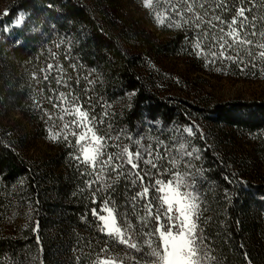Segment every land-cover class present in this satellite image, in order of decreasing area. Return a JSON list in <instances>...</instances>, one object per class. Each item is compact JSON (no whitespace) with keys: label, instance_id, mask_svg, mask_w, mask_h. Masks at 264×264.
I'll return each instance as SVG.
<instances>
[{"label":"trees","instance_id":"16d2710c","mask_svg":"<svg viewBox=\"0 0 264 264\" xmlns=\"http://www.w3.org/2000/svg\"><path fill=\"white\" fill-rule=\"evenodd\" d=\"M153 1V25L147 28L148 19L142 15L136 27L123 24L112 30L85 0H16L9 14L0 18V264H96L106 246L124 264L153 259L144 233L154 232L156 222L150 219L147 227L140 224L147 213L146 201L137 195L144 186L135 175L137 170L125 164L118 176L109 168L98 180L99 168L93 170L74 159L79 154L75 137L68 141L59 137L54 153L38 158L24 151L18 133L1 124L2 114L15 109L40 134H47L48 127L62 122L55 113L61 116L60 108L49 100L59 90L66 96L74 94L95 115L99 133L111 138L103 158L132 146L130 137L150 147L153 157L162 142L161 158L154 162L161 172H172L158 174L144 162L147 156L139 162L140 174L151 173L153 183L174 176L172 159L177 152L172 149L178 151L181 144L187 151L195 149L191 157L177 156L176 167L195 181L200 204L197 232L204 239L201 254L213 258L205 264H264V174L254 175L253 161L232 144L235 132L264 141V98L204 101L171 95L159 91L154 71L148 70V63L161 55H180L199 71L264 77V61L257 59L255 66L249 62V46L236 45L228 52L235 56L238 50L241 65L239 60L221 58L219 43L213 40L222 35L221 29L227 32L236 18L238 30L241 21L246 24L241 38L264 43V0H189L204 18L200 28L168 26L179 17L167 10L177 4L185 9L183 0ZM241 7L245 16L237 17ZM157 13L168 17L159 26ZM21 14L23 22L13 27ZM185 18L192 19L193 13L185 12ZM198 40L204 53L200 56L196 51L201 49L194 50ZM260 50L251 48L253 53ZM213 51L216 60L209 63ZM188 127L193 129L191 136L183 131ZM131 150L135 153L136 148ZM126 159L127 154L122 157ZM148 183L145 176L144 184ZM158 195L150 188L153 212L158 206L153 197ZM105 201L114 208L118 223L128 219L136 226L140 252L99 231L101 222L92 210L102 215ZM153 240L158 245V237Z\"/></svg>","mask_w":264,"mask_h":264},{"label":"snow or ice","instance_id":"6c2138e0","mask_svg":"<svg viewBox=\"0 0 264 264\" xmlns=\"http://www.w3.org/2000/svg\"><path fill=\"white\" fill-rule=\"evenodd\" d=\"M187 7L183 10L179 9V5H170L167 11L175 13L179 19L173 20L169 23V27L175 26L180 28L183 24H191L196 28L205 22L204 18L194 11V4L189 3V0H183ZM143 7L145 9H152L154 7L153 0H142ZM203 8V4L200 5ZM185 12L193 13L192 19L185 18ZM9 14L6 9L4 15ZM207 15V13H205ZM245 9H241L237 12V17H244ZM155 19L158 26L164 24L167 16L163 18L159 13L156 14ZM213 19L220 20L219 16H214ZM247 18L245 17V20ZM24 20L23 14L14 21L13 27L19 26ZM222 22V21H221ZM211 24V20L208 21ZM237 19L233 18L230 24H228V31L224 32L221 29L222 35L217 40L213 37L215 43H219V56L224 59H230L234 62L239 60L241 65L244 64L243 59L240 57V52L237 50L235 56L228 55V52L233 50L236 45H247L249 51L247 55L251 57L249 61L252 66H255L257 59L264 61V43L256 45L253 41L247 37L241 38V32L245 30L246 24L241 21L239 30L234 27ZM252 35L256 36L255 24L252 25ZM8 31V28L4 29ZM208 33H205L207 37ZM264 36V34H261ZM231 41V43H229ZM252 47H259L261 50L258 53L251 51ZM196 49H201V41H197L195 44ZM203 50L196 51V55H203ZM212 60L209 63H215L217 53L212 52ZM51 70L53 65L48 66ZM244 70L242 66L241 71ZM47 79V77H45ZM61 80H57V84H61ZM71 96L70 100L68 97ZM58 104H53V107H60L62 115L60 119L63 121L62 132H57L50 136L51 139L55 140L63 135L65 141L69 140V136L75 137V147L78 151V155H74V159L78 162L91 167L93 170L99 168L97 173V179L104 178L109 168L113 172H116L119 176L123 174L125 164L130 165L132 169L137 170L135 175L143 186L142 191L137 195L146 201L144 207L147 215L142 217L140 224L147 227L150 219H154L156 227L153 231L144 233L145 244L151 250L149 255L151 259L148 264H205V261H211L213 258L209 257L207 253L201 254V245L204 243V239L197 232L198 213L200 210L198 194L195 193V181L191 179L189 174H181L177 165V156H189L191 157L196 151H187L184 144L179 146V150L172 149L173 152H177V156L172 159L173 168L176 169L174 172V179L165 180L157 178L154 183L152 182L151 173L145 172L143 175L139 171V162L147 156L148 159L144 162L150 164L152 169H155L158 174L163 175L164 172H172L173 169H166L164 172L160 171L157 162L160 160V148L163 147L162 142L157 145V151L155 157L150 147H145L139 140L129 138L133 140L132 146H125L122 151L110 153L107 155V159H104L105 150L108 147L110 137H104L97 134L96 131V118L93 116L89 119V113L82 109V106L78 104V98L71 92L66 96L63 92L56 98ZM52 100V97H49ZM66 116H75L76 118L67 121L64 119ZM49 119H52L50 116ZM81 129V131H76ZM189 136L193 134L192 127L185 128L183 130ZM119 139V137H117ZM114 147L116 145H113ZM132 147L136 148L135 153L131 150ZM168 152V149H165ZM127 154V159L122 160V157ZM171 154V152H168ZM199 158V157H197ZM115 162V163H114ZM145 176L149 177V183L144 184ZM136 181L134 180L133 183ZM92 181L89 182L88 186H92ZM150 188H154L155 192L159 193L158 197H153L154 200L158 201V206L155 207L153 212V200L148 199ZM133 201L136 197L132 198ZM95 192L93 193V203H95ZM109 201L104 202V208L101 211L107 213V215H101L95 208L92 210V215L96 217L101 223L99 225V231L104 235L112 238L116 243L125 245L129 249H133L136 252L141 251V245L138 242V229L131 222V220L125 219L122 223L117 222V214L113 207L108 206ZM153 236L158 237V245L153 240ZM96 264H124V261L117 256L109 254V249L106 246L101 249V255L98 256Z\"/></svg>","mask_w":264,"mask_h":264},{"label":"rangeland","instance_id":"374dc122","mask_svg":"<svg viewBox=\"0 0 264 264\" xmlns=\"http://www.w3.org/2000/svg\"><path fill=\"white\" fill-rule=\"evenodd\" d=\"M16 0H0V18L4 16L5 10L9 8L10 4ZM90 3L95 9L96 13L101 15L106 20V25L112 30H119L120 26L126 24L136 27L139 19L143 15L148 21L144 27L151 26L150 20L151 9L143 7L142 0H85ZM154 4V1H153ZM140 24V23H139ZM187 59L180 55H161L156 58V62L148 63V70L154 71L155 78L159 83V91L171 95H183L192 99L198 100H221L243 98L256 99L264 98V77L256 76L255 78L236 77L235 75L221 72H203L192 68L186 61ZM64 91L59 90L56 96L52 98L54 104H58L57 97ZM65 94V93H64ZM68 96V95H67ZM70 100L71 96L68 97ZM51 100V101H52ZM82 109L89 113V119L93 116L87 106H83L77 101ZM60 108V107H57ZM57 118H60V114ZM62 115V112L60 110ZM56 116V115H55ZM1 124L10 127L14 132L18 133L24 146V151L33 157H40L48 153H54L55 141L58 139H51L50 136L62 132L63 121L50 128L48 127L47 134H40L36 125L32 123L25 114L18 110L8 109L1 116ZM75 116H66L65 120L71 121ZM96 121V120H95ZM96 123V122H95ZM81 131V129H76ZM98 135V128L96 127ZM233 146L240 153L244 154L248 160L253 161V174L258 176L264 174V141L259 138L233 133ZM63 137V135H61ZM60 136V137H61ZM103 136V135H101ZM74 136H69V138ZM106 159V158H104ZM174 179V176L168 180ZM168 180H165L167 182ZM109 207H112L108 204ZM102 215H107L103 211ZM22 214L15 219L20 221ZM197 223V220H196ZM1 264H11L10 262H3ZM13 264V263H12ZM143 264H148L145 262Z\"/></svg>","mask_w":264,"mask_h":264}]
</instances>
